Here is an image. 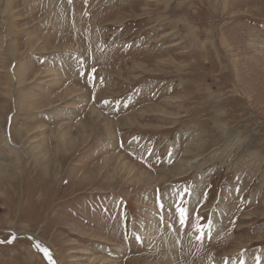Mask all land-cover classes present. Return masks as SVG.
<instances>
[{"label": "rangeland", "instance_id": "rangeland-1", "mask_svg": "<svg viewBox=\"0 0 264 264\" xmlns=\"http://www.w3.org/2000/svg\"><path fill=\"white\" fill-rule=\"evenodd\" d=\"M25 237L264 264V0H0V264H48Z\"/></svg>", "mask_w": 264, "mask_h": 264}, {"label": "snow or ice", "instance_id": "snow-or-ice-1", "mask_svg": "<svg viewBox=\"0 0 264 264\" xmlns=\"http://www.w3.org/2000/svg\"><path fill=\"white\" fill-rule=\"evenodd\" d=\"M69 2H71V0H69ZM80 75L83 77L85 75H87V78L89 80H95L96 76H95V69H92V71L90 73H80ZM157 205L160 208H163L162 203L160 202L159 198L157 199ZM176 216L179 219V224L181 227H183L186 222H190V214L187 212V210L184 207H177L176 209ZM160 222L161 224L164 223H168L163 216L160 217ZM169 227H172L174 225H172L171 223H168ZM157 227H159V225H157ZM207 230V232H206ZM195 231L197 233L196 239L198 241L203 240L205 238L206 235H208L211 231V224L210 223H197L195 226ZM210 238V235H209ZM137 242H140V237H137ZM11 242V241H9ZM34 247L43 254L44 258L48 261V264H54L52 258H51V254L49 252V250L46 247H43L40 244H35Z\"/></svg>", "mask_w": 264, "mask_h": 264}, {"label": "bare ground", "instance_id": "bare-ground-1", "mask_svg": "<svg viewBox=\"0 0 264 264\" xmlns=\"http://www.w3.org/2000/svg\"><path fill=\"white\" fill-rule=\"evenodd\" d=\"M5 48V47H4ZM12 121V120H11ZM11 130V129H10ZM12 131V130H11ZM34 149V151H36V147L35 148H33ZM183 165V164H182ZM189 165H192V163H189V164H187V165H185L184 167H180V169L178 170V176L180 177V176H182L183 174H185V171H186V168H187V166H189ZM177 173V172H176ZM166 174V173H165ZM184 176V175H183ZM172 177V176H171ZM169 178V177H168ZM153 183V182H152ZM35 241H36V238H33ZM37 242V241H36Z\"/></svg>", "mask_w": 264, "mask_h": 264}, {"label": "water", "instance_id": "water-1", "mask_svg": "<svg viewBox=\"0 0 264 264\" xmlns=\"http://www.w3.org/2000/svg\"><path fill=\"white\" fill-rule=\"evenodd\" d=\"M17 237V236H16ZM22 237V236H21ZM26 239H29L34 245L37 244V242L33 239V238H30V237H25ZM14 238H12L10 241H12ZM8 243V242H7ZM10 243V242H9ZM43 255V254H42ZM44 257V256H43ZM48 262V261H47ZM54 262V261H53ZM55 264V263H54Z\"/></svg>", "mask_w": 264, "mask_h": 264}]
</instances>
